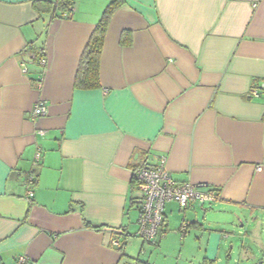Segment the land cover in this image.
<instances>
[{"label":"crops","instance_id":"crops-1","mask_svg":"<svg viewBox=\"0 0 264 264\" xmlns=\"http://www.w3.org/2000/svg\"><path fill=\"white\" fill-rule=\"evenodd\" d=\"M111 1L73 0L70 18H51L34 0H0V264H157L179 237L180 258L198 264H221L241 238L264 256V0H124L107 29L101 87L76 89ZM33 42L45 44L40 89L39 68H21ZM252 88L261 95L247 97ZM38 102L48 113L32 120ZM162 158L175 181L220 198L168 202L165 233L147 244L132 184ZM228 213L252 223L237 239L224 231Z\"/></svg>","mask_w":264,"mask_h":264},{"label":"built area","instance_id":"built-area-1","mask_svg":"<svg viewBox=\"0 0 264 264\" xmlns=\"http://www.w3.org/2000/svg\"><path fill=\"white\" fill-rule=\"evenodd\" d=\"M73 12L74 7H70L67 12L62 14V17L70 18ZM31 67L39 68L40 73L35 83L36 87L40 89L44 73L47 69V58H42L40 62L36 63L35 57L30 56L21 62L23 73L28 74ZM259 95H261V91L258 88H252L247 97L252 98L258 97ZM47 113L48 107L46 104L44 102H38L31 111V118L32 120H37L46 116ZM40 158V153H38L34 166H37ZM165 163V158H162L156 166L145 165L139 168L134 176L138 192L135 204L139 211L137 237L148 243L155 242L160 230L165 225V207L168 202H176L182 208L186 209L194 203L201 206H211L220 198L219 190L216 188L175 181L167 171ZM35 184V174H31V172L25 174L24 186L27 189V197L29 200L34 196ZM187 231V225L184 224L180 232L183 236H186ZM111 244L114 248L118 249L122 246V240L120 237H114ZM15 264L33 263L26 257H20Z\"/></svg>","mask_w":264,"mask_h":264},{"label":"trees","instance_id":"trees-1","mask_svg":"<svg viewBox=\"0 0 264 264\" xmlns=\"http://www.w3.org/2000/svg\"><path fill=\"white\" fill-rule=\"evenodd\" d=\"M124 3H125L124 0H112L104 10L101 19L97 24L95 32L90 38L81 56L77 70V75L75 78L76 89L96 90L101 87L100 67H101V58H102L107 29L109 27L113 15L116 13L117 10H119L124 5ZM34 7L40 15L47 14L51 18H55L58 16L62 17V14L67 12L70 7H74V3L73 0H34ZM23 54L26 56L24 60H26L30 56H33L35 57L36 63L40 62L42 58H46L44 42L43 43L33 42L29 44V46L27 47V49H25ZM32 173L34 172H31V174ZM132 187H133L132 188L133 191L137 190V183L135 181V177L133 180ZM134 205H136L135 200H134ZM162 233L164 234L165 232ZM162 233L159 232L158 238ZM163 234L161 235L162 237ZM157 239L155 240V242L157 241ZM155 242H151V243L145 242V243L153 244ZM118 250L122 252L123 246L118 248ZM135 261L137 264H148L145 263L141 258H136Z\"/></svg>","mask_w":264,"mask_h":264},{"label":"rangeland","instance_id":"rangeland-1","mask_svg":"<svg viewBox=\"0 0 264 264\" xmlns=\"http://www.w3.org/2000/svg\"><path fill=\"white\" fill-rule=\"evenodd\" d=\"M74 1L77 2L78 0H74ZM181 216L182 215L179 214V217ZM180 219L177 220L176 223L179 224L181 222ZM222 222L225 223L226 226H228L226 229L224 228L225 229L224 231H226L229 235H231L235 239L238 238L237 235L238 231L248 230L249 226L252 224V223L250 224L249 221L242 219L239 216L236 217V215H232L230 213H228V215L224 217V221ZM242 225L245 226L242 227ZM171 238H172L171 239L172 242H175V238L173 237ZM139 239L142 240L141 238ZM242 243H245L244 241L242 242V238L239 241L237 239L236 242H233L234 247H236L233 255H231L232 245H228L227 252L225 251V254H223V261L221 264H261L262 260L264 259V256H262V254H259L260 252L256 248V245L254 243L250 245H245L246 247L245 249H243ZM181 245H182V241L180 240L179 237V241L177 240L174 243V249H175L174 252L168 250V252H166L167 253L166 257L160 256V259L154 257V261H156L157 264H198L199 262L197 260V257L180 258ZM143 256L144 255H142V257ZM230 256L231 258H229ZM133 257H136V255H134Z\"/></svg>","mask_w":264,"mask_h":264},{"label":"water","instance_id":"water-1","mask_svg":"<svg viewBox=\"0 0 264 264\" xmlns=\"http://www.w3.org/2000/svg\"><path fill=\"white\" fill-rule=\"evenodd\" d=\"M262 264V263H261Z\"/></svg>","mask_w":264,"mask_h":264}]
</instances>
